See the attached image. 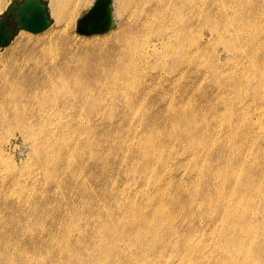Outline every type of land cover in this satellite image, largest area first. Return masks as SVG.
Returning <instances> with one entry per match:
<instances>
[{
    "label": "rangeland",
    "instance_id": "rangeland-1",
    "mask_svg": "<svg viewBox=\"0 0 264 264\" xmlns=\"http://www.w3.org/2000/svg\"><path fill=\"white\" fill-rule=\"evenodd\" d=\"M4 1H6V4L0 11V18L6 13L12 2H21L22 0ZM42 1L46 4V12L50 19V24L38 33L16 29V33L9 44L0 47V76L5 73L10 61H15L19 66L24 64V57L22 56L26 54L24 50H20V46L23 44L29 49L36 51L40 47H45L49 43L55 42L58 37L69 48H73L76 52H81L87 46L86 44L96 43L98 45L113 39L115 33L125 28L127 24L143 18L145 10L151 6V2L144 4V0H112L113 26L104 33L83 35L76 30L77 21L91 8L95 0H67L69 3H72V1L76 2L77 5L70 19L67 17L57 19L52 12L51 0ZM197 1L192 0L191 2L195 5ZM249 3L254 6V15L257 17L258 25L255 23L254 27H251L253 30L250 29L256 35V40L247 39V43L246 41L244 42L245 44L237 42L238 44L234 45L237 49L231 50L230 48L228 50L227 46V50L223 48L225 45L223 46V43L216 39V34L210 32L208 25L198 24L199 15L197 16V13L199 11L196 10L194 12L196 13V18L191 25L190 38L191 41L192 39L194 41L199 34L202 35L199 40L201 43H206L205 59L198 64V67H196V64L192 65L193 69L197 68L199 72L191 78V81L196 86L189 90L186 98L188 104L184 108L177 107L171 108V110L162 104H147L137 108L135 104L128 106L121 95H117L113 100H110L107 94L104 95L105 98H108L105 100L106 103L104 101H100L98 104L95 103L93 105L96 108L92 105L93 109L90 108L91 106L81 107V109L80 106L75 107V109L72 107L74 110L65 106V109L63 105L51 104L50 99L45 104L39 103L45 92H47L45 95H49L50 87H56L61 93L75 87L70 82H64L65 84L58 82L57 85H53L51 80L45 78V74L41 73L39 69L36 71V77H43L47 81H38L30 86L28 85L29 87L26 86L24 90L28 89L23 93L28 96L22 95L20 87L13 91L26 98L32 96L35 98H32L29 102L26 101L18 105L11 104L0 109V264H97L94 261L96 258L92 259V256L86 252L92 250L91 248L98 243L101 232L103 234L101 236L105 237L104 243L108 240V235L111 236L112 233L108 234L111 231L106 230L105 226L113 223L116 225L117 222L119 224L129 223V219H123L122 211L126 209L128 203L130 204L132 200L137 206L144 207L143 212L149 215L150 209L144 206L147 201L145 200V194L152 191L155 192L160 183V188L163 189L162 200L165 204H168L167 206L172 213V221L169 226L174 227L180 234H184L180 241L182 243L186 239L190 240V242L192 240H196V242L201 240L204 245V252L201 253V251L197 250L188 252L186 245L185 248L182 247L176 250L172 247L159 255L158 263L152 262L149 264H203V261H206L204 264H240L245 258L248 259L246 264H264V249L260 250L251 246V240L260 239L264 241V202L257 204L258 210L251 217L248 223L249 227H247V230L251 233L253 231L251 227L257 228L259 226V232L253 236L250 234V245L246 244L242 247L237 242L244 236V233L237 232L238 234L229 235V232L225 231L221 226L220 212H216L213 208L207 209L208 202H210L209 207H212L217 197L212 187L215 183H218L221 187L219 189L228 190L230 181L234 182L236 179L241 184V182L244 183L248 179L252 181L256 192V186L264 182V86L261 89L257 88L263 93L260 91L252 93L249 87L259 83V76L264 71V47L260 48L261 46L258 44L259 40L264 38V0H250ZM132 12L135 14L132 15ZM129 13L131 14L130 16ZM11 19H9V22H11ZM15 26L13 24L12 27L15 28ZM248 43L251 44L248 45ZM244 49L246 52H244ZM231 51L235 53L232 55ZM13 58L14 60H12ZM247 60H249V66L246 63L248 62ZM215 65H218V79L210 73ZM251 65L252 68H250ZM150 68L152 69V67H149L148 71L150 72L146 77L147 82L150 85H155L157 89L162 87L169 91V94H173L175 87L163 79L165 75H162L163 73L158 68H155V65L153 66V71ZM213 80L217 82V85L214 84L215 82L213 83ZM2 81L4 80L1 76L0 83ZM243 83L245 86L244 90H242ZM156 93L152 92L153 95ZM148 95L150 96V94ZM148 95L146 96L147 98L149 97ZM88 111L89 113H87ZM191 112L192 114H190ZM207 113L210 114L207 115ZM19 115L21 118H18ZM243 115L246 117L242 118ZM6 116H9V118H5ZM22 119L24 120L22 121ZM152 119H154L153 122L155 123L151 121ZM213 119H217L218 124L217 120L215 124ZM192 120L199 123H195L197 127H195L196 125L193 124L194 121ZM200 120L201 122H199ZM27 121L28 124L26 123ZM174 122H176L177 126ZM23 123L25 125L23 127L24 131L21 127V125L24 126ZM151 123L153 124L150 128L144 129L145 124ZM190 123L192 126L187 125ZM26 124L29 127H26ZM38 124L40 126L39 129ZM31 125L35 126L31 127ZM198 125L200 126L198 127ZM197 129H200V131ZM26 131L27 133L25 134ZM198 131L200 133H197ZM30 132L35 137L30 135ZM79 132L84 135L81 134L83 135L81 136ZM164 132L166 133L165 135ZM167 133L171 136L174 135L173 138ZM187 136L189 141L186 139ZM176 137L180 139L177 140ZM211 138H213V142ZM144 139L146 140L144 141ZM182 140L184 145L180 142ZM85 141L88 142L86 143ZM147 142L149 143L148 145H146ZM177 143L179 144L177 145ZM210 143H212L211 146ZM182 145L183 148L185 147L184 150L181 147ZM177 147H179L178 151L176 150ZM140 148L143 149L144 153H152V151L156 153L155 151L159 152L158 150L161 149V158L164 159L165 157L166 165L160 162V158L153 165L156 173L160 167L164 166L160 169L163 173L158 172L161 175L158 179L159 181H157L158 184L150 181L152 173L149 172L150 170L147 171L148 169L145 170L144 153H142ZM189 151L193 152V154ZM252 153L253 155H251ZM229 155L231 156L229 157ZM226 156L230 160L226 161ZM191 158L196 162L192 161ZM246 161L249 162L247 163ZM132 162H134L133 165L136 169L134 172H137V176L141 173L139 177L131 169ZM197 169L200 170L198 171ZM196 170L197 172H195ZM240 170L241 172H239ZM204 171L207 174L204 173L203 175ZM226 172L228 176L230 174L232 176L228 178ZM141 175L142 178H140ZM249 176L251 177L250 179ZM133 177L134 179H132ZM220 177L225 178V181L228 178L227 183L223 182L222 184L223 179ZM131 179L133 183L130 181ZM126 180L129 181L127 182ZM190 180L192 183H190ZM195 182H197V187L194 186ZM140 183H142V186ZM144 185L145 188L143 187ZM189 190H191V196L188 195L190 194ZM127 194H131L130 199ZM121 201L122 206L120 205ZM199 201L202 205H200ZM196 202H198V205ZM187 203L188 205L190 203V205L188 206ZM177 209L180 211L178 212ZM197 209L200 211L198 210V212ZM173 212L177 215L175 216ZM197 212L199 215L196 214ZM114 215L117 217L114 218ZM192 216L193 219H191ZM188 221L191 223H188ZM167 226L160 227L164 233L166 232L163 241L173 242L175 238L171 229ZM216 229H218V235H216ZM94 233L97 234L95 235ZM74 240L79 242L75 243ZM132 240L135 241L134 244L125 246L128 251L122 252L119 248L123 263L145 264L146 251H141L145 258L140 259L139 248L137 247L139 242L134 238ZM188 242L186 240V243ZM106 244H108V241ZM106 244L104 246L107 247L108 245ZM119 244L120 247L123 246L122 241ZM63 246H66L64 248L66 251L68 250L67 252L71 250V253L78 252V248H81L82 258L72 256L68 260L67 257L69 255L65 252ZM106 247L104 248L106 249ZM114 249L116 250V247ZM110 252L108 250V253ZM258 252L262 253V255L260 256ZM26 254L27 256H25ZM151 258H154L153 255Z\"/></svg>",
    "mask_w": 264,
    "mask_h": 264
},
{
    "label": "bare ground",
    "instance_id": "bare-ground-1",
    "mask_svg": "<svg viewBox=\"0 0 264 264\" xmlns=\"http://www.w3.org/2000/svg\"><path fill=\"white\" fill-rule=\"evenodd\" d=\"M84 1H86V0H84ZM191 1L192 0H144V4L145 3L148 4L151 2V6H149V8H147V10H145L143 18L138 19V20L136 19L134 22L127 24L125 28H123L119 32L115 33L113 39H110V40L103 42L102 44H98V45L96 43L95 44H86L87 46L81 52H76L75 50H73V48H69L66 45V43L64 41H62L61 39H59L58 37H57L58 40L56 39L55 42H52L49 44H48V40H47L48 45L45 47H40L36 51L29 49L28 47L24 46V44L21 45L20 50L21 51L24 50V53L26 54L25 56H22V57H24V59H23L24 64L19 66V65H17V63L15 61H10L7 68H6L5 73L3 75H1L3 77L4 81H2L0 83V109H3L6 106L11 105V104L18 105V104H22L23 102H26V101L29 102L32 98H35L33 96L29 97V98L24 97V96H28L27 94L23 93L28 88L26 90H24V89L26 86H28V85L30 86V85L34 84L35 82L47 81L45 78L51 80L53 85H57L58 82H60V83L61 82H63V83L64 82L65 83L70 82V83H73L75 87H73L72 89H69L68 91L66 90L62 93L60 91H58V89L56 87H50L49 95L48 94L45 95L47 93V92H45V94L39 100V103L45 104L46 101L48 99H50L51 104H53V103L60 104V105H63L64 108L66 106V108L74 107V109H75V107L80 106V109H81V107L91 106L90 108L93 109V107H92L93 104H95V103L98 104L100 101L105 102V100L108 99V98L104 97V95L107 94L108 97L110 98V100H113L114 97L117 95H119V96L121 95L123 97V101L126 104H128V106L135 104V105H137V108L139 106H144L147 104H151V105L162 104L169 109L177 108V107H183L184 108V106L186 104H188L186 98H187V94H188L189 90H191L194 86H196L191 81V78L193 76L197 75V73L199 72V70L197 68L193 69L192 65L196 64V67H198V64L201 63L205 59L206 43H201L199 40V38L202 35L199 34L197 36V39H194V41H193V39L191 41V38H190L191 25L194 23V20L196 18V13H194L196 10H198L200 12V13L199 12L197 13V16L199 15V19H198L199 23L198 24L208 25L210 32L212 34H216V39L219 40L220 43L222 42L223 46L225 45L223 47L224 49H226V46H227L228 50H229V48H230V50L234 49V48L237 49V47L234 46L237 42H243V44H245L244 42L246 41V43H247V39L248 40L249 39H253V40L255 39L256 40V35L254 33H252L251 30H253V29H251V27L252 26L254 27V24L257 23V21H256L257 17L254 15V9H255L254 6L252 5V3H249L250 0H198L196 2L197 4H195V5L192 4ZM5 4H6V1L0 0V11L4 8ZM51 5L53 8L52 12L55 14L57 19H60L61 17H67L68 19H70V17H72V15L74 14L75 9L77 7L76 2L72 1V3H69L67 0H51ZM140 9H141V7H140ZM141 12H142V9H141ZM131 14L134 15L135 13L133 14V12H132ZM131 14L129 13V16ZM257 25H258V23H257ZM256 30L258 31V29H256ZM257 31H255V32H257ZM249 42H251V41H249ZM249 44H251V43H248V45ZM258 44L261 46L260 48H263L264 47V38L259 40ZM254 45H256V44H254ZM245 47L248 48L247 45H245ZM238 51H240V50L238 49ZM244 52H246L245 49H244ZM248 52H250V51H248ZM233 53H235V52L233 51ZM233 53L231 51L232 55H233ZM253 54H255V53H253ZM240 55H241V53H240ZM251 55H252V53H251ZM263 55H264V53H263ZM244 56H246V54H244ZM14 58H16V57H14ZM14 58L12 60H14ZM234 59H235V57H234ZM237 61H238V59H237ZM247 61L248 62H246V63H248V66H249V60H247ZM244 62H245V60H244ZM154 65H155V68H158V70L163 73L162 75H165V77L163 79L165 81H167L168 84L173 85V87H175L173 94H171V93L169 94V91L165 90L162 87H160V89L159 88L157 89V87L155 85H150V83L147 82L146 77H147L148 73L150 72V71H148L149 67H152V69L150 68V70L153 71ZM191 68H192V70H191ZM250 68H252V65ZM37 69L41 70V73L45 74V78H43V77L37 78L36 77ZM154 70H157V69H154ZM263 70H264V68H263ZM251 72H253V71L251 70ZM210 73L213 77L218 79V65H215V67L212 69V71ZM207 74H208V72H207ZM207 74H205V75H207ZM1 76H0V78H1ZM259 77H260L259 83L255 82L256 84L254 86L253 85L249 86L250 84L248 85L251 88L252 93H257L258 91L263 93L261 90H258V89L259 88L261 89L264 86V71H262V73L260 74ZM202 80H203V77H202ZM223 80H225V79H223ZM255 80H256V78H255ZM247 82H249V80H247ZM213 83L215 85H217L216 84L217 82L214 80H213ZM240 85H242V84H240ZM246 85H247V83H246ZM17 87H20L22 89L21 93L24 96L13 92V91H16ZM242 87H243L242 90H244L245 89L244 83H243ZM225 90H227V89H225ZM247 90H249V89H247ZM152 92H157V93L153 95ZM148 94H150V96ZM244 94H245V91H244ZM147 95L149 96L148 98L146 97ZM225 96H226V94H225ZM215 101H216V99H215ZM244 103H245V101H244ZM93 106H94V108H96L95 105H93ZM96 106L98 107V105H96ZM41 108H39V109H41ZM43 108H45V107H43ZM64 108H62V109H64ZM21 109H22V106H21ZM189 109H190V107H189ZM202 112H203V110H202ZM41 113H43V112H41ZM87 113H89V111ZM4 114H5V110H4ZM190 114H192V112ZM209 114L207 113V115H209ZM227 115H228V112H227ZM202 116H203V114H202ZM244 116L245 115H243L242 118H244ZM22 117H23V115H22ZM24 117H25V115H24ZM5 118H9V116L8 117L6 116ZM16 118H17V116H16ZM18 118H21V116L19 115ZM192 118L194 119V117H192ZM211 118H213V117L211 116ZM13 119H15V118H13ZM23 120L24 119H22V121ZM47 120H49V119H47ZM168 120H170V119H168ZM216 120H214L215 124H216ZM247 120H248V118H247ZM151 121L153 122L154 119H152ZM170 121H169V123H170ZM192 121H194V120H192ZM229 121H230V119H229ZM243 121H244V119H243ZM199 122H201V120ZM202 122H203V120H202ZM26 123L28 124V121ZM153 123H155V122H153ZM153 123L147 124V125L145 124L144 129H148L147 127L150 128V126H152ZM174 123L176 124V122H174ZM195 123L196 122L194 121L193 124H195ZM239 123H241V122H239ZM27 124H26V127L28 126ZM217 124H218V120H217ZM248 124H250V123H248ZM254 124H255V122H254ZM23 125H24V123H23ZM187 125H191V123L187 124ZM34 126L35 125H33V126L31 125V127H34ZM37 126H39V124ZM176 126H177V124H176ZM199 126L200 125H198V127ZM21 127L23 128V127H25V125L24 126L21 125ZM195 127H197V125ZM39 128H40V126L38 127V129ZM216 128H217V126H216ZM205 129H206V127H205ZM197 130L200 131V129H197ZM23 131H24V128H23ZM199 131L197 133H200ZM204 131H206V130H204ZM83 132H84V130H83ZM202 132H203V130H202ZM202 132H201V134H202ZM26 133H27V131L25 132V134ZM79 134H80V132H79ZM81 134H83V133H81ZM132 134H133V132H132ZM165 134L166 133L164 132V135ZM196 134H194V135L196 136ZM30 135H32V133ZM83 135H81V136H83ZM167 135H169V133H167ZM36 136H37V134H36ZM145 136H147V135H145ZM169 136H171V135H169ZM169 136H168V138H169ZM173 136H171V137L173 138ZM203 136H205V135L203 134ZM209 136H207V137H209ZM34 137H35V135H34ZM131 137H133V136H131ZM205 137H203V138H205ZM139 138H140V136H139ZM141 138H142V136H141ZM146 138H148V137H146ZM130 139H129V141H130ZM179 139L180 138H177V140H179ZM186 139L189 141L188 136ZM197 139H199V138H197ZM212 139L213 138H211V141H212ZM145 140L146 139H144V141ZM201 140L203 141L202 138H201ZM148 141H150V140H148ZM176 141H174V142L176 143ZM85 142L87 143L88 141H85ZM180 142L182 143L183 140ZM191 142H192V140H191ZM191 142H189V143L191 144ZM179 143H177V145ZM139 144H138V146H139ZM148 144L149 143L147 142L146 145H148ZM211 144L212 143H210V146H211ZM183 145L181 146L182 148H183ZM87 146H88V144H87ZM170 147H171V145H170ZM177 149H179V147H177L176 150ZM184 149H185V147L183 148V150ZM187 149H188V147H187ZM140 150L142 151L143 149L140 148ZM157 150H158V148H157ZM189 150H191V149H189ZM144 151H145V149H144ZM158 151L159 152L155 151L156 153H154V151H152V153H148V152L144 153L142 151V153H144L143 158L145 161L144 165L146 166L145 170L148 169L147 171L150 170L149 172L152 173V179L151 180L149 179V180L153 181L152 183H154V184L157 183V181H159L158 179L160 178L161 175L158 174V172L159 173L162 172L160 169L163 168L164 166L160 167L159 171H157V173H156L154 171L155 166H153V165L156 162H158L159 158H160L159 160H161L160 162H162L163 164H165V160H166L164 156H163L164 159L161 158L162 157L161 149ZM169 151H172V150H169ZM229 151H230V149H229ZM236 151H238V150H236ZM107 152H109V151H107ZM189 152L193 154V152H191V151H189ZM246 153H247V151H246ZM248 153H249V150H248ZM184 154H185V152H184ZM251 155H253V153ZM189 156H190V154H189ZM203 156H204V154H203ZM230 156L231 155H229V157ZM186 157H187V155H186ZM194 159H195V157H194ZM189 160H190V157H189ZM191 160L195 161L192 158H191ZM227 160H230V159H227V156H226V161ZM134 162L131 163V165H132L131 169L133 170V172L136 170L135 166L133 165ZM206 163H208V162L206 161ZM262 164H263V162H262ZM257 165H258V163H257ZM130 166H129V168H130ZM224 166H225V164H224ZM138 168H140V167H138ZM199 168H201V167H199ZM197 170L195 172H197ZM147 171H146V173H147ZM205 171L203 172V175H204ZM239 172H241V170ZM134 173H136V176H137V172H134ZM142 173H143V169H142ZM205 174H207V172ZM139 175L137 177H139ZM203 175H202V178H203ZM132 176H133V174H132ZM168 176H169V174H168ZM226 176H228L227 172H226ZM229 176H232V175L230 174ZM229 176H228V178H229ZM250 176H249V179L251 178ZM137 177H135V178H137ZM238 177H239V174H238ZM263 177H264V175H263ZM140 178H142V175ZM196 178H197V176H196ZM228 178H226V181H225V178L224 179L221 178V179H223L222 184H223V182L227 183ZM129 179H130V177H129ZM132 179H134V177ZM132 179L130 181H132ZM244 179H246V178H244ZM126 181H125V183H126ZM199 182H198V184H199ZM132 183H133V181H132ZM190 183H192L191 180H190ZM229 183L230 184H228L229 185L228 190L219 189L221 187L218 185V183H215L214 186H212L213 184L211 185L213 187V192L215 193V195H217V197L215 199V202H213L212 207L211 206L209 207L210 202H208L209 208L207 207V209L210 210L213 208V210H216V212H218V211L220 212V218L219 219L221 221V226L223 227V229L225 231L229 232V235H231L233 233H237V232H243L244 233V236L240 239V241L237 242L241 247L246 245V244L250 245V234H252V236L256 235L257 232H259L260 227L259 226H257V228L251 227V229H253V231L251 233L249 230H247V227H249L248 223H249L251 217L258 210L257 204L259 202H264V182H262V183L258 182L259 184H258V186H256L257 187L256 192L254 191V189H256V188L253 185L251 180L247 179L246 182H244V183L241 182V184H240L239 181H237L235 179L234 182L230 181ZM141 184L142 183H140V185ZM196 184H197V182H195L194 186H196ZM133 185H136V184H133ZM160 186H161V183H160ZM160 186L159 187L157 186L158 189L156 188L155 192H153V191L151 193L150 192L149 193L143 192V193H146L145 194V196H146L145 200H147V201L145 202L146 204L144 206L150 209L149 215L148 214L146 215V212L145 213L143 212L144 207L142 208V206L141 207L137 206L134 203V201L131 199L132 200L131 203L130 204L128 203V206L126 207V209L124 211H122L123 212V219H129V223H127V224H121L120 223L119 224L117 222L116 225L114 223L112 225L111 224H109V225L105 224L106 225L105 227L107 228L106 230L111 231L110 233L107 231L108 234L112 233L111 236L108 235V240L106 239L108 241V244H106L107 241L104 243L105 237H102L103 234L101 232L99 240L96 239V240H98V243L96 242L97 244H95V246L93 248H91L92 250H89L88 252H86L88 255L92 256V259L96 258L94 261H96L97 264H124L122 259H121L122 257L119 253V248L122 250V252H125V250H126L125 246H130V245L135 243V241L132 240L133 238L139 242V245L137 247L139 248L138 254H139L140 259L145 258V255L141 251H146V263L145 264H149L152 262L158 263L159 262L158 259L160 258L159 255L163 254L169 248H172V247L174 248V250H176V249H180L182 247L185 248V245H186L188 252L192 251V250L201 251V253L204 252V249H203L204 245L201 242V240L196 242V240L194 241L191 239L192 242H190V240L186 239L189 242L186 243V240H184L185 242L183 241L184 243H182L180 241L184 237V234H180L179 232L176 231V229L174 227H172L171 225L169 226L170 222L172 221V219H171L172 213L169 210V207L167 206L168 204H165L164 201L162 200L163 189H161ZM143 187L145 188V185ZM136 189L139 190L138 188H136ZM189 189H190V187H189ZM124 190H125V188H124ZM144 190H146V189H144ZM132 191H133V189H132ZM189 191H190L189 192L190 194H188V195L191 196V190H189ZM123 193H121V194L123 195ZM131 193H134V192H131ZM169 194H171V193H169ZM192 194H193V192H192ZM218 194H219V199H218ZM127 196L130 199L131 194L130 195L127 194ZM206 197H209V196H206ZM119 198H120V196H119ZM119 198H118V201H119ZM189 201H192V200L190 199ZM200 201H199V203H200V205H202ZM129 202H130V200H129ZM193 202H194V200H193ZM196 203L198 205V202H196ZM194 204H195V202H194ZM205 204H206V202H205ZM120 205L122 206V201H121ZM187 205H188V203H187ZM189 205H190V203H189ZM117 206H119V205H117ZM179 206H181V205H179ZM76 207H78V206H76ZM181 207H183V206H181ZM199 209H197V211ZM106 210H109V209H106ZM177 210H178V212L180 211L179 209H177ZM198 212L196 214L199 215ZM201 213H202V211H201ZM176 215L177 214H175V216ZM190 215H192V214H190ZM97 217H99V216H97ZM116 217L117 216H115L114 218H116ZM123 219H121V220H123ZM191 219H193V216ZM213 219H214V217H213ZM97 220H98V218H97ZM190 221H188V223ZM198 221H200V220L198 219ZM115 222H116V220H115ZM215 224H216V222H215ZM164 225H166V226L168 225L167 227H169L171 229L172 235L175 238V240H173V242L163 241V239H164L163 237L166 234V232L164 233L163 229H161V228ZM156 227H157V229H156ZM71 228H72V226H71ZM64 232H65V230H64ZM216 235H218V229H216ZM60 240H61V238H60ZM121 241L123 242L122 247H120V244H119V242H121ZM74 242H75V240H74ZM76 242H79V241H76ZM103 243L108 245V246L107 247L104 246ZM66 246H63V248ZM251 246L255 247L257 249L263 250L264 249V241L260 240V239L251 240ZM104 247H106V249ZM114 247H116V250L114 249ZM80 249L78 248V252L75 251V253L74 252L71 253L70 252L71 250L69 252H67L68 250L66 251V249H65V252H67V254L69 255L67 257L68 260L72 256L82 258V255L80 253ZM108 250H110L111 252L108 253ZM126 251H128V250H126ZM258 254L260 256L262 255V253H259V252H258ZM152 255L154 257L153 259L151 258ZM25 256H27V254ZM202 257H203V255H202ZM228 260L230 261V259H228ZM247 260H248L247 258L243 259L240 262V264L248 263ZM57 261H59V260H57ZM201 261H203V260H201ZM205 262L203 261V264ZM189 264H191V263H189Z\"/></svg>",
    "mask_w": 264,
    "mask_h": 264
},
{
    "label": "water",
    "instance_id": "water-1",
    "mask_svg": "<svg viewBox=\"0 0 264 264\" xmlns=\"http://www.w3.org/2000/svg\"><path fill=\"white\" fill-rule=\"evenodd\" d=\"M113 1L95 0L90 9L77 21L76 30L83 35L104 33L114 24ZM11 16L16 24L8 30L7 18ZM50 24L46 4L42 0H22L13 2L0 20V47L9 44L17 30L32 33L43 31Z\"/></svg>",
    "mask_w": 264,
    "mask_h": 264
},
{
    "label": "flooded vegetation",
    "instance_id": "flooded-vegetation-1",
    "mask_svg": "<svg viewBox=\"0 0 264 264\" xmlns=\"http://www.w3.org/2000/svg\"><path fill=\"white\" fill-rule=\"evenodd\" d=\"M12 3H13V2H12ZM12 3H11V4H12ZM16 3H20V2H16ZM11 4H10V5H11ZM9 7H10V6H9ZM9 7H8V8H9ZM6 11H7V10H6ZM4 15H5V14H4ZM4 15H3V16H4ZM3 16H2V17H3ZM2 17L0 18V20L2 19ZM11 18H12L11 16H8V18H7V27H8V30H9L10 28H12L13 24H15V23L13 22V18H12V19H11ZM9 19H11V22H9ZM15 25H16V24H15Z\"/></svg>",
    "mask_w": 264,
    "mask_h": 264
}]
</instances>
